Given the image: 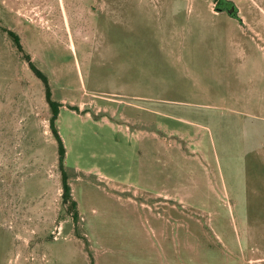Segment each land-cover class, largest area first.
<instances>
[{
    "label": "rangeland",
    "instance_id": "1",
    "mask_svg": "<svg viewBox=\"0 0 264 264\" xmlns=\"http://www.w3.org/2000/svg\"><path fill=\"white\" fill-rule=\"evenodd\" d=\"M215 1L0 0V264H264V0Z\"/></svg>",
    "mask_w": 264,
    "mask_h": 264
},
{
    "label": "trees",
    "instance_id": "2",
    "mask_svg": "<svg viewBox=\"0 0 264 264\" xmlns=\"http://www.w3.org/2000/svg\"><path fill=\"white\" fill-rule=\"evenodd\" d=\"M9 33L13 37V41H14L15 46H17V48L20 49L21 46L19 43L18 36L14 32H11L10 30H9ZM25 58L29 63L30 69L33 71V73L38 78L41 79V81L44 85L45 99L49 105L50 112H51V115L49 118V127H50V130H51V132H52V134H53V136L57 142L58 166L61 170V190H62L61 196H62L63 202H65L67 204V210L71 214L73 220L77 221L79 218V213H78V209H77V202L72 197L71 188H70V185L68 183V174L64 168L65 147H64L63 140L60 136V133L58 131L57 125H56V120H57L58 115H59L60 103L52 98V92H51V88H50V84H49L47 76L44 73H42V71L39 70L34 65V63L31 61V58L28 54H25ZM90 264H93V262L91 261Z\"/></svg>",
    "mask_w": 264,
    "mask_h": 264
},
{
    "label": "flooded vegetation",
    "instance_id": "3",
    "mask_svg": "<svg viewBox=\"0 0 264 264\" xmlns=\"http://www.w3.org/2000/svg\"><path fill=\"white\" fill-rule=\"evenodd\" d=\"M235 8V6H234V3L231 1V0H216L215 1V8L214 9H216L218 12H223V11H227V10H231V11H233V9ZM221 9V11H219ZM11 31V30H10ZM11 32H13V31H11ZM15 33V32H14ZM7 34L10 36V38H11V40H12V42L14 43V41H13V37H12V35H10V33H9V30H7ZM16 34V33H15ZM17 35V34H16ZM18 36V35H17ZM18 38H19V36H18ZM19 43H20V38H19ZM15 45V44H14ZM20 49L19 50H21L22 51V45H21V43H20ZM17 47V46H16Z\"/></svg>",
    "mask_w": 264,
    "mask_h": 264
},
{
    "label": "water",
    "instance_id": "4",
    "mask_svg": "<svg viewBox=\"0 0 264 264\" xmlns=\"http://www.w3.org/2000/svg\"><path fill=\"white\" fill-rule=\"evenodd\" d=\"M234 6H235V5H234ZM214 10H216V9H214ZM219 11H221V9H220ZM238 11H239L238 7L235 6V8L233 9V11H231V10H227L226 12H227L230 16H232V17L238 19L240 22H242V18L238 15Z\"/></svg>",
    "mask_w": 264,
    "mask_h": 264
}]
</instances>
